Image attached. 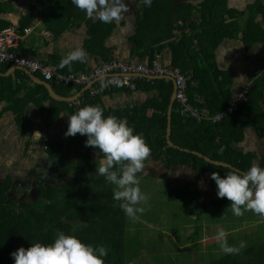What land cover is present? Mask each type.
I'll return each mask as SVG.
<instances>
[{
  "label": "trees",
  "instance_id": "obj_1",
  "mask_svg": "<svg viewBox=\"0 0 264 264\" xmlns=\"http://www.w3.org/2000/svg\"><path fill=\"white\" fill-rule=\"evenodd\" d=\"M16 1L18 0H0V13L13 12V4ZM136 3L139 17L131 38L135 51H141L140 56L146 55L148 63L151 64L154 54L163 47L159 44L163 42L164 46H169L171 67L188 78L186 93L190 104L208 117L222 112L231 100L228 88L230 79H227L225 84L224 80L229 74L216 68L213 51L225 39H239L246 47L259 42L264 44V0L247 5L244 11L228 8L226 0H201L197 5H174L171 0H153L151 7H145L143 0H136ZM40 8L61 15L68 20L69 25L79 17H87L84 11L73 5L72 0H44L38 8L28 9L21 18L19 27L28 25L34 14L40 12ZM193 13H196L198 18L196 22L188 23ZM172 15L180 18L177 17L176 26L171 20ZM257 16L261 17L260 22L255 20ZM153 18L162 19L164 22L163 29L160 28L161 25L156 24L152 27L161 34V38L156 40L158 46L145 37L141 45L142 36L151 29L149 26ZM92 21L88 19V28L103 24V36L109 35L114 27V22L105 24L99 20ZM8 25V22L0 20V28ZM177 28L181 33L179 36L172 34L173 29ZM186 28L188 34L184 33ZM58 65L57 69L62 73H81L73 65L63 69ZM8 67L9 65L1 64L0 72H5ZM13 75L15 80H11V77H0V102L5 104V109L13 112L19 130L28 131L32 127V123L24 116L27 104L23 103L24 99L36 105L44 127L50 128L59 119L61 112L68 111L72 115L79 108L92 105L98 97L89 98L84 93L78 106L69 105L50 98L44 86L32 84L23 72L15 71ZM35 76L42 79L38 73ZM49 83L54 84L52 81ZM142 87L155 90L156 98L134 111L117 110L105 115H115L127 120L135 132L143 135L151 149L148 160L159 161L168 169L179 166L196 175L207 174L211 190H217L211 174L217 172L223 176L231 169L210 164L192 152L200 153L213 161L226 163L239 172L247 171L257 159V163L264 166V155L257 158L255 153H243L235 148V145L243 140L247 128L253 129L260 139L264 138V76L252 82L248 101L241 104L232 115L217 123L210 120L197 122L183 117L176 111V105H173L170 141L189 152L168 146L165 138L166 113L172 94V83L157 79L149 83L138 80L137 89ZM63 88L68 92L80 89L72 85H57L56 91L61 95ZM148 109H153L150 117L144 115L143 110ZM65 137L66 146L61 142L44 143V152L48 158L45 159L44 166L50 167V163L54 164V173L59 174L57 179L63 178L64 175L73 179L67 180V177L60 185L49 183L46 186L38 181L37 199L23 205L9 197L12 177L7 175L0 181V264H14L11 253L20 247L27 249L36 242H52L57 230L75 234L84 243L105 246L108 251L105 264L125 263V232L121 230L123 225L114 221L115 215L121 211L120 202L113 199L114 185L108 183L95 170L101 162L94 161L91 156V152L96 151L101 161L104 160V154L97 148L85 146L86 136L76 134ZM163 180L166 199L179 200L191 214L197 216L196 218L202 215L203 208L222 200L217 197L216 200L203 202L204 197L199 189L176 182L170 176ZM190 237L192 238V235ZM209 264H264V243L246 248L239 255L225 254Z\"/></svg>",
  "mask_w": 264,
  "mask_h": 264
},
{
  "label": "crops",
  "instance_id": "obj_2",
  "mask_svg": "<svg viewBox=\"0 0 264 264\" xmlns=\"http://www.w3.org/2000/svg\"><path fill=\"white\" fill-rule=\"evenodd\" d=\"M4 1L6 0H3V2ZM43 1L44 0H18L13 4V12L0 13V20L6 21L9 23V25H14L20 28L19 27L20 20L23 16H25L28 9L38 8ZM171 1L174 5H177L179 3H190L193 5H197L198 3L201 2V0H171ZM226 1L228 8L234 11H244L247 5L253 4L257 0H226ZM125 2L127 3L128 12L124 15V17L121 20L114 21V27L111 33H109V35L107 34L106 36H103L104 35L103 32L105 29L103 24L94 27L92 29L88 28L87 26L88 19H92L93 21L98 19H93L88 17L83 19L82 17H79L74 23H72V25H69L67 24L68 20L62 17L61 15L52 14L50 11L47 10L43 11L40 8V12L34 14L31 22L28 25L22 27V28L29 27L31 28V31L28 35L23 36V38L20 40L18 52L23 57L33 58L43 63L56 66L58 65V62L62 58L67 57V55L71 51L75 49H81L86 54L87 59L84 62H80V61L71 62V65H73V67L80 70L81 73L82 72L85 73L104 62L113 61V60L132 62V63L149 66L151 64L148 63L149 62L148 57L146 55L140 56L141 51L139 50L138 53L135 51V45L133 44L131 39L132 35L135 32V22L139 17L138 4L136 3V0H125ZM177 17H178L177 15L173 16V19L171 17L174 26L177 25L176 24ZM74 18L72 19V21L74 20ZM197 18L198 15L196 13H193L188 23L196 22ZM179 19L178 21H180ZM255 20L257 22H260L262 19L261 17L257 16ZM155 24L161 25L160 28L163 29V24H164L163 20L153 18L152 23L150 22V26H149L151 29L148 28L150 30H148L147 33L143 34L144 36H142L141 45L146 38L148 41H153V45L158 46L156 40L161 38V34L159 30L154 31V29L152 28L154 27ZM184 33L188 34V28L185 29ZM172 34H174L175 36H179V34L181 33L177 28V29H173ZM95 36L97 38H95ZM162 45L163 47L157 53L154 54L159 56V60H158L159 64L162 67H166L180 72L179 70L171 67V50L169 46H164L163 42H161L159 46ZM192 47L193 46H191V48ZM213 55H214V64L216 68L221 72L229 74L228 78H226L224 81L226 84L227 79H230L229 81L230 85L228 86V88L231 94L230 101H232L238 96V92L241 89V87L249 83L250 80L254 76H256L260 71L264 63V44L259 42V43H253L251 46L246 47L239 39H225L214 49ZM15 68L16 67L9 66L5 72L3 73L0 72V77H11V80H15L13 73L15 71H20V70H16ZM33 76L43 81V79H40L35 75ZM156 79L170 81L172 83V94L173 92H175L173 79L171 77L162 76L155 78L154 80ZM29 80L34 85H41L34 83L30 78ZM47 83L50 85L54 93H56L59 97L67 98V101L65 102L69 103V105L73 102H77V101L79 102L80 99H82V95L84 93H86L89 98H95L98 96L95 99V101H93L92 105L100 106L104 110L105 114L109 113L110 111H117V110H122L125 112L134 111L135 109L142 107L144 104H146V102L153 100L157 96V92L155 90L146 87H142L140 89H137L136 91H129L122 88H112L100 95L89 96L88 93L89 88H87V86L82 87L78 90L73 89L69 92L63 88V90H61V95H60L56 91L57 88L56 83L54 82H53L54 84H51L49 82ZM50 98L52 97L50 96ZM52 99L55 101H59L54 98ZM23 103H27L24 108V116L32 123L31 129L28 131L19 130L17 128L15 123V116L13 112L11 110L5 109V104L3 102H0V142L3 143L0 152L5 153L7 151H14V149H20V148L22 152L26 151V153L27 152L30 153L31 156L33 155V153L37 152L35 154V157L43 158L40 165L44 166L45 159H48L46 153L44 152L45 151L44 143H46L47 141H51V142L53 141V142H61L62 144H64V146L67 145L64 130H66V128L68 127L70 114L68 111L61 112L59 119L56 121V123L50 128H45L42 121V116L39 113L36 105L29 103L28 99H24ZM174 104L176 105V103L173 101V105ZM173 105H172V110H173ZM143 111L146 117H150L153 114V109H148ZM176 111L178 112V108L176 109ZM200 113L202 114L203 112ZM167 115H168V109L166 113V118ZM36 133H39L40 136ZM235 148L243 153L252 152V151H254L252 153H255V151H258L257 155H260L259 157H261L262 155H264V138L260 139L256 135L253 129L247 128L245 130L243 140L240 143H237L235 145ZM38 154L40 155V157L37 156ZM91 156L94 161L97 162L103 161V159L101 161L98 159L96 151H92ZM144 165L145 167L141 171L143 174H149L151 176H159V178L161 177L162 180L166 176H170L174 181L185 183L191 186L192 188L199 189L201 194L203 193L201 188V185L203 186V183L197 184L198 182L196 183L194 182V180H199L200 176L193 174L190 170H188L185 167L174 166L168 169L159 161H153L148 159L144 161ZM47 168H49L50 176L54 174V164L50 163V167L47 166ZM184 175H188L189 179L192 178L194 180H191L188 183H186L184 179L178 180V177ZM67 177L68 176L66 175L63 176L64 179H66ZM201 178L204 181V185L206 186L207 183V185L209 186L208 175L204 174L201 176ZM70 179L73 178L70 177ZM210 200L211 199H209L206 202H209ZM199 218H201V216ZM197 237H199V235H197ZM200 239H201L200 243L202 244L207 243V238L200 237ZM184 249L185 246L178 247V250H184ZM131 251H132L131 257L133 259L135 253L138 251L137 246L132 247Z\"/></svg>",
  "mask_w": 264,
  "mask_h": 264
},
{
  "label": "clouds",
  "instance_id": "obj_3",
  "mask_svg": "<svg viewBox=\"0 0 264 264\" xmlns=\"http://www.w3.org/2000/svg\"><path fill=\"white\" fill-rule=\"evenodd\" d=\"M152 2L143 0L145 7H151ZM72 3L88 18L105 24L121 20L128 12L125 0H72ZM86 59L83 50L75 49L60 60L58 67L63 69L70 67L73 61L84 62ZM76 134L87 137L85 146L97 148L104 154V160L95 170L114 185L113 199L120 202L119 207L127 217L135 220L137 214L144 212L141 205L149 199L141 190L138 176L151 153L143 135L135 132L127 120L105 115L98 105H85L69 115L65 135ZM211 179L217 186V197L230 201L234 216L251 211L264 218V166L253 163L245 172L231 169L223 176L213 172ZM217 240L227 255H239L247 247L245 241L230 245L222 229L217 233ZM107 255L105 246L84 243L75 234L61 230L56 231L55 239L50 243L36 242L27 249L20 247L11 253L14 264H105Z\"/></svg>",
  "mask_w": 264,
  "mask_h": 264
},
{
  "label": "rangeland",
  "instance_id": "obj_4",
  "mask_svg": "<svg viewBox=\"0 0 264 264\" xmlns=\"http://www.w3.org/2000/svg\"><path fill=\"white\" fill-rule=\"evenodd\" d=\"M2 144L0 142V150ZM257 152L255 151L256 155ZM36 153L31 156L26 151L22 152L21 148L0 152V181L10 175L12 181L21 180L28 189L36 187L40 175L50 176L49 168L40 165L43 158L39 154L37 156L40 158L35 157ZM138 176L141 190L149 196L147 202L141 205L144 212L137 214V218L133 220L121 210L114 219L115 223L123 225L121 230L125 232L124 264H209L225 255L217 240V233L221 229L230 245L245 241L246 248H250L264 243V218L251 211L239 217L234 216L230 201L222 198L213 206L203 208L201 218L197 219L179 200L166 199L161 177L142 172ZM199 176V180L189 179L188 175L178 177V180L203 183V201L216 200L217 190H211L207 183L205 186L202 175ZM63 179L59 178L56 184L60 185ZM15 197H18V193ZM194 231L195 234H192ZM200 237L207 238V243H200ZM134 246H137L138 251L132 259L131 248ZM179 246H185V249L178 250Z\"/></svg>",
  "mask_w": 264,
  "mask_h": 264
},
{
  "label": "built area",
  "instance_id": "obj_5",
  "mask_svg": "<svg viewBox=\"0 0 264 264\" xmlns=\"http://www.w3.org/2000/svg\"><path fill=\"white\" fill-rule=\"evenodd\" d=\"M31 28H18L8 25L0 28V64H6L16 68L27 70L32 75L38 73L43 81H52L60 86H76L79 88L87 86L89 96H96L112 88H122L129 91L137 90V81L152 82L158 77H171L174 83V102L181 116L189 117L201 122L210 120L213 123L222 121L225 117L232 115L237 108L248 101V95L252 82L260 76H264V63L256 76L249 83L242 86L238 96L229 102L227 107L219 114L208 117L201 114L191 106L186 93L187 78L180 72L159 64V56L154 55L151 65H143L132 62L113 60L104 62L85 73L71 74L58 71L55 65L46 64L39 60L23 57L18 52L20 40L30 33ZM70 105L78 106L79 102Z\"/></svg>",
  "mask_w": 264,
  "mask_h": 264
},
{
  "label": "water",
  "instance_id": "obj_6",
  "mask_svg": "<svg viewBox=\"0 0 264 264\" xmlns=\"http://www.w3.org/2000/svg\"><path fill=\"white\" fill-rule=\"evenodd\" d=\"M16 70H20V71H23L34 83L36 84H41L43 86H45V88L47 89L49 95L56 99V100H59V101H67V98H63V97H59L56 93H54V91L52 90V88L50 87V85L47 83V82H44L42 80H39L37 78H35L31 73H29L27 70H24L22 68H15ZM173 101H174V92L172 94V97H171V100H170V104H169V108H168V115H167V127H166V140H167V144L171 147H174L176 149H179V150H183V149H180L176 146L173 145V143L170 141V132H171V125H170V122H171V110H172V105H173ZM183 151H186L188 152L187 150H183ZM194 155H197L199 157H202L206 162L210 163V164H213L215 166H221V167H225V168H230V169H235L233 167H231L230 165L226 164V163H222V162H217V161H213L207 157H204L202 156L200 153H197V152H192ZM237 170V169H235ZM238 171V170H237ZM11 196V194H9V197Z\"/></svg>",
  "mask_w": 264,
  "mask_h": 264
},
{
  "label": "flooded vegetation",
  "instance_id": "obj_7",
  "mask_svg": "<svg viewBox=\"0 0 264 264\" xmlns=\"http://www.w3.org/2000/svg\"><path fill=\"white\" fill-rule=\"evenodd\" d=\"M41 178L39 181L42 182L44 186L49 183H56L58 182L57 177L59 176L58 173H54L51 176L44 174L40 175ZM12 190L8 194H12L10 196V199H15L18 204L23 205L24 203H27L28 201H34L38 197L37 188L33 187L31 189H28V187L21 181L16 180L12 181ZM18 193V197H15Z\"/></svg>",
  "mask_w": 264,
  "mask_h": 264
}]
</instances>
